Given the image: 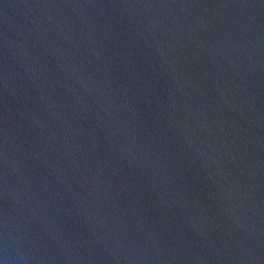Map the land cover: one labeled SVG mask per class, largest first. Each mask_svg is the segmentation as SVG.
Segmentation results:
<instances>
[{"label":"water","instance_id":"1","mask_svg":"<svg viewBox=\"0 0 264 264\" xmlns=\"http://www.w3.org/2000/svg\"><path fill=\"white\" fill-rule=\"evenodd\" d=\"M0 264H264V0H0Z\"/></svg>","mask_w":264,"mask_h":264}]
</instances>
